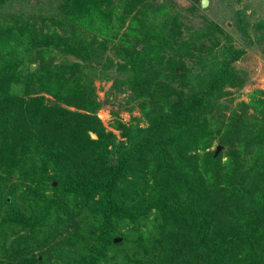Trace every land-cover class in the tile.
Masks as SVG:
<instances>
[{
    "label": "trees",
    "instance_id": "obj_1",
    "mask_svg": "<svg viewBox=\"0 0 264 264\" xmlns=\"http://www.w3.org/2000/svg\"><path fill=\"white\" fill-rule=\"evenodd\" d=\"M56 7L0 13V264H264V89L224 101L244 48L165 1ZM94 62L128 73L144 124L104 125Z\"/></svg>",
    "mask_w": 264,
    "mask_h": 264
},
{
    "label": "rangeland",
    "instance_id": "obj_2",
    "mask_svg": "<svg viewBox=\"0 0 264 264\" xmlns=\"http://www.w3.org/2000/svg\"><path fill=\"white\" fill-rule=\"evenodd\" d=\"M160 1H165L170 11L178 10L182 15V20L189 25L190 30L200 28L208 21H214L222 28L223 34L224 32L229 34L231 41L244 48V53L233 61V64L245 73V82L240 88H228L231 93L226 95L225 102L234 105L240 99L247 101L254 89H264V26H256L258 22L264 20V0H208L207 5L203 7L200 1ZM58 2L59 0H6L0 6V13L5 14V17L12 14H20L25 17L33 16L36 18L37 25L43 23L46 27H52L51 17L57 18L59 16L56 7ZM238 21L249 24L247 26L249 35L238 27ZM221 40H225V36H222ZM111 44L114 42L109 43L103 54V61L108 62L110 60L112 66H115L120 58ZM55 57L60 61L77 59L74 55L64 54L60 51ZM94 63L86 65V72L88 77L92 79L101 101L97 114L104 125L108 129L114 130L119 136V131L112 127L116 119L132 124L136 122L144 124L145 120L136 100L132 97V93L125 84L116 81L125 78L128 73L120 72L111 65L103 68L102 63ZM35 65L36 62L30 63L31 67ZM115 82L117 83L116 86L113 85ZM150 218L151 216H148V219ZM126 229L127 226L121 227V230ZM58 262L62 264L61 260ZM49 264H54V259L50 260Z\"/></svg>",
    "mask_w": 264,
    "mask_h": 264
},
{
    "label": "water",
    "instance_id": "obj_3",
    "mask_svg": "<svg viewBox=\"0 0 264 264\" xmlns=\"http://www.w3.org/2000/svg\"><path fill=\"white\" fill-rule=\"evenodd\" d=\"M207 3H208V0H200V4H201L202 7L206 6ZM90 134H91L92 137H96V134L94 132H90ZM220 147H221L220 145H217V147L215 149V153H217V151L220 149ZM118 239L119 238H117V237L115 238V240H118Z\"/></svg>",
    "mask_w": 264,
    "mask_h": 264
}]
</instances>
